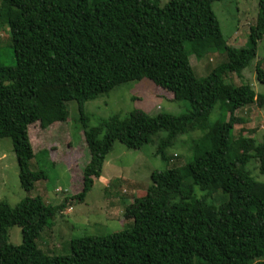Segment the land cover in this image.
I'll return each mask as SVG.
<instances>
[{
    "label": "trees",
    "instance_id": "trees-1",
    "mask_svg": "<svg viewBox=\"0 0 264 264\" xmlns=\"http://www.w3.org/2000/svg\"><path fill=\"white\" fill-rule=\"evenodd\" d=\"M214 1L169 0L161 6L160 0H0L17 61L0 64V138H11L25 190L47 179L45 169H31L36 153L29 126L66 121L70 100L78 104L90 152L83 189L75 195L81 200L101 177L115 141L141 148L165 130L156 154L169 161L166 148L179 134L203 132L193 140L191 160L154 170L145 194L126 204L134 221L129 228L73 238L70 255L47 254L36 242L68 197L56 206L39 195L15 206L1 201L0 264H264V181L247 168L255 159L264 175V139L233 135L243 121L236 110L252 103L263 107L264 93L221 77L222 72L241 74L256 56L264 37V0L248 43L240 48L227 44ZM215 52L226 59L207 76L196 77L189 55L200 59ZM256 73L264 83L259 64ZM142 79L170 91L175 100L189 101L190 111L152 115L134 108L88 125L86 102ZM219 102L228 119L211 123ZM188 178L192 181L186 183ZM15 225L22 229L18 245L8 239Z\"/></svg>",
    "mask_w": 264,
    "mask_h": 264
},
{
    "label": "rangeland",
    "instance_id": "rangeland-1",
    "mask_svg": "<svg viewBox=\"0 0 264 264\" xmlns=\"http://www.w3.org/2000/svg\"><path fill=\"white\" fill-rule=\"evenodd\" d=\"M169 0H160L161 6ZM260 0H218L212 4L223 36L228 45L240 48L246 46L251 27L257 22ZM264 37L258 41L256 56L250 65L241 71L222 72L221 77L227 84H250L257 93H264V83L257 79L256 66L264 69ZM193 73L196 77L207 76L224 59L225 54L208 53L197 59L189 55ZM17 63L14 42L7 22V15L0 8V64L15 66ZM60 88V87H59ZM58 89V88H52ZM69 117L66 121L56 122L47 128L37 121L29 126L31 142L36 157L31 162V169L43 168L47 179L38 180L31 190L21 186L17 157L11 138H0V202L6 201L17 205L26 197L41 196L45 202L54 206L69 198L66 206L58 212L55 222L46 226L36 240L47 254L70 255L71 240L87 234L105 235L133 224L131 215L126 214V204L145 194L151 183L154 170L185 165L192 158L193 140L202 136L199 129L188 130L179 134L172 146L166 148L169 161L156 154L160 139L167 135L160 130L141 148H128L120 141H115L103 166L102 175L87 191L83 199L75 195L83 189L84 166L90 159L89 148L84 138V128L80 121L78 104L74 100L67 102ZM134 108H141L155 115L168 112L175 115L189 112L191 105L187 100H175L170 91L151 80H131L116 85L107 94L85 103L89 114V126L98 125L101 120L120 113L126 116ZM236 115L243 119L235 125L233 135L253 136L264 139V106L249 104L236 110ZM229 113L223 102H219L210 115L211 123L219 119H228ZM249 168L257 180L264 181L259 172L258 161L252 159ZM187 179L186 183L191 182ZM203 192L196 189V195ZM9 242L22 243V229L12 226L8 230Z\"/></svg>",
    "mask_w": 264,
    "mask_h": 264
}]
</instances>
